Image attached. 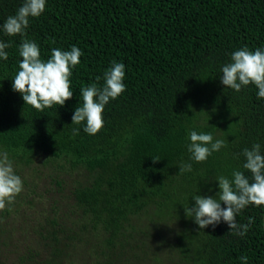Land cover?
Instances as JSON below:
<instances>
[{
    "label": "trees",
    "instance_id": "16d2710c",
    "mask_svg": "<svg viewBox=\"0 0 264 264\" xmlns=\"http://www.w3.org/2000/svg\"><path fill=\"white\" fill-rule=\"evenodd\" d=\"M23 3L0 0V42L12 43L0 58V152L23 181L0 211V264H264V206L237 215L240 225L254 218L243 236L223 221L200 229L184 208L215 198L218 176L239 170L251 181L245 148L264 154V98L254 84L221 82L233 52L264 49V0H47L26 38L45 61L53 48L83 55L73 98L44 111L12 86L25 37L2 26ZM114 60L126 90L89 135L72 124L81 89L103 86ZM192 130L227 146L196 162ZM182 163L192 171L181 174Z\"/></svg>",
    "mask_w": 264,
    "mask_h": 264
},
{
    "label": "clouds",
    "instance_id": "9594fccd",
    "mask_svg": "<svg viewBox=\"0 0 264 264\" xmlns=\"http://www.w3.org/2000/svg\"><path fill=\"white\" fill-rule=\"evenodd\" d=\"M46 2L24 0L16 14L9 16L2 26L9 36L25 37L19 46L22 60L12 86L14 91L22 94L26 105L38 111L54 105L64 106L66 101L73 98L72 70L80 64L83 55L77 46H72L69 51L53 48L51 57L45 61L41 58L39 45L26 38L30 18L42 15ZM10 47L11 42H0V58L8 59L6 49ZM221 71V82L226 87L239 92L243 86L254 84L259 90L258 98H264V49L256 48L253 51L245 46L236 50L231 54V62L222 66ZM103 79V86L92 83L81 89L82 103L72 117V124L85 123L84 131L89 135H96L104 128L105 106L126 90L124 63L114 60ZM96 80L99 81L100 77ZM73 134L78 135L79 129H73ZM189 139L188 151L196 162L206 161L213 152L227 146L224 140H214L211 133H197L195 130L190 131ZM243 155L246 158L243 168L251 172V181L239 170L233 171L231 179L218 176L216 180L220 191L215 198L195 195V205L184 207L186 216L193 218L200 229L215 227L223 221L234 235L243 236L254 223V218L250 217L247 224L240 225L236 221L237 215L249 205L264 206V154H261V145L255 143L251 149L245 148ZM152 159L154 163L161 160L159 157ZM179 169L181 174L190 172L192 165L182 163ZM22 190L23 181L15 173L8 153L0 152V211L13 203ZM222 204L226 207H222ZM240 259L243 264H248L247 255Z\"/></svg>",
    "mask_w": 264,
    "mask_h": 264
}]
</instances>
